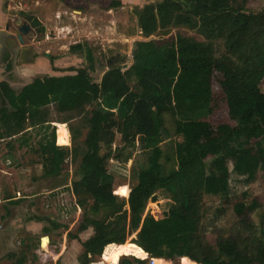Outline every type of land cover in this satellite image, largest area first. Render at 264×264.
<instances>
[{
    "label": "trees",
    "instance_id": "trees-1",
    "mask_svg": "<svg viewBox=\"0 0 264 264\" xmlns=\"http://www.w3.org/2000/svg\"><path fill=\"white\" fill-rule=\"evenodd\" d=\"M148 1L137 10L142 36L174 29L173 40L136 41L133 64L111 56L100 81L92 77L97 71L92 50L82 42L71 49L85 55L87 64L72 74L36 78L19 90L2 85L0 143L12 141V148L19 138V148L36 155L45 178L61 177L69 158L77 165L71 191L82 207L92 201L79 225L82 232L93 229L81 242L82 264L101 257L111 244L123 245H111L105 253H126L119 264H149L138 259L144 251L172 264H264V209L257 223L240 221L234 236L219 238L215 253L199 234L206 196L228 199L232 174L251 184L264 171V9L250 11L249 0ZM33 25L44 31L37 20ZM181 31H194L201 39ZM218 45L225 51L222 58ZM216 72L226 88H235L228 102L237 108L236 127L224 125L217 132L209 122ZM51 110L69 114L58 122L61 146ZM75 120L82 122L69 126L73 144L63 147L70 139L62 123ZM36 128L35 147L27 132ZM118 136L122 146L114 147ZM255 141L261 145L248 147ZM138 144L144 162H134L125 198L116 194L108 165L114 157L128 163L126 149L133 155ZM10 161L3 158L12 166ZM159 192L173 200L163 222L145 218ZM217 213L223 216L222 209Z\"/></svg>",
    "mask_w": 264,
    "mask_h": 264
},
{
    "label": "rangeland",
    "instance_id": "rangeland-1",
    "mask_svg": "<svg viewBox=\"0 0 264 264\" xmlns=\"http://www.w3.org/2000/svg\"><path fill=\"white\" fill-rule=\"evenodd\" d=\"M38 1L15 0V5L13 2L11 9L12 17L9 18L13 20V17H16L18 22H25L30 26H34L33 20H37L44 29L42 32H45H40L39 30L42 28L39 26L32 27L29 39L25 44V47H29L26 49L28 60H26L23 71H25L24 78L27 77L29 82L48 75L72 74L74 70L85 66L87 64L85 55L71 49L73 45L82 42H87L92 50L97 66V71L92 74V77L96 81H100L107 70V61L111 56H124L126 58L125 65L129 67L133 64V49L136 41L156 40L162 43L173 40L178 33L173 29L168 34L159 33L150 38L142 36L138 25L137 10L150 3L148 0H68L67 2L42 0L40 3ZM51 8H53L52 14L49 11ZM248 8L252 12H259L264 9V0H249ZM181 32L201 39L194 31ZM224 52L223 47L218 45L217 56L224 57ZM38 60L45 63L51 61L53 65L57 63L56 67L58 68L54 70L51 68V72L46 75L42 72L35 74L32 71L33 67H27V64L29 61H33L32 64H34ZM223 80L221 73L216 72L212 81L214 112L209 122L216 132L224 125L236 127L234 116L236 111L233 109L237 110V108L228 102L232 96L231 90L235 91V88H230L231 90L226 88L222 84ZM262 90L264 91V82ZM67 118H69V114H60L56 110H51L52 125L57 128V145L59 142L58 125L61 124L58 122H63ZM75 122L82 121L62 123L67 127L70 136L68 145L63 147H71L73 144L69 126ZM27 133H29L27 138L32 136L29 141L31 146L36 147L40 139L39 129H30ZM18 139H13L16 142L12 148L8 147V143L12 141L3 142L0 146L2 156H5L4 159L9 156L12 160L8 163H12V166L2 163V160L0 164V223L8 221L10 214H8L9 209L7 208L13 205L12 202L16 200L20 202L17 206V215L19 214V216H11V221H9L11 222L9 228L16 232L12 248L21 252L26 251L27 254H30V258L37 256L42 260H32L29 264H64V262L74 264L76 259L80 263L84 251L81 248V242L92 237L93 229L85 232L79 230V225L83 222L84 214L90 208L92 201L88 199L86 205L82 207L79 205L80 200L77 201V196L71 191L72 181L77 177V165L69 158L65 162L61 177L45 178L41 164L35 163L36 155L29 151L28 147L19 148ZM119 142L120 137L118 136L114 147H121ZM257 144L261 145L259 141H255L248 147ZM130 152V147H128L124 153L130 157L128 163H122L114 157L108 165L109 172L115 177L116 194L125 198H129L127 195L131 189V169L134 162L137 161L136 163L139 164L144 162L139 144L133 155ZM231 191V197L228 199L215 196L204 198L206 217L199 234L203 244L213 253L217 251L219 238H230L235 235L236 229L240 228V221L257 223L258 213L264 209V171L260 172L256 181L251 184H246L242 178L232 174ZM172 201L166 193L159 192L157 200L149 202L145 218L149 217L157 222L166 221ZM219 209L223 210L221 218L216 217ZM39 218L42 221H36ZM21 219L26 223L30 219L35 221L38 228L35 230V234L21 226ZM45 228L50 230L48 235L44 232ZM34 237L35 242L29 241ZM45 237L49 238V243L47 242L46 246L45 243L43 244ZM134 238L135 235L129 236L127 242ZM108 247L109 245L105 248L103 255L92 260L91 264L116 263L117 259H120L121 253L116 252L112 257H104ZM40 250H42V255H36ZM8 252L10 251H1L0 259H5ZM73 256L74 258H72Z\"/></svg>",
    "mask_w": 264,
    "mask_h": 264
},
{
    "label": "crops",
    "instance_id": "crops-1",
    "mask_svg": "<svg viewBox=\"0 0 264 264\" xmlns=\"http://www.w3.org/2000/svg\"><path fill=\"white\" fill-rule=\"evenodd\" d=\"M14 1H12V0H0V98L2 101L5 98V97L2 98V96H3V93L1 90L2 85L7 84L16 90H19L20 88H22V86L27 85L33 81L32 80L29 82V80L27 81V77L24 78L25 71H23V68H25L24 66H26V60H28L27 54H26V49L29 46L25 47V43H27V41L22 42V40L18 36L20 33L18 30V25H21L22 23L18 22L15 19L16 17H13V20L9 19L10 17H12L11 9H12ZM41 1L42 0H39L38 2L40 3ZM61 1L67 2L68 0H59V2H61ZM39 3H38V5H39ZM14 5H15V2H14ZM52 9L53 8H51V10H49L51 12V14L53 11ZM9 26H10V28H9ZM46 57H48L47 54H46ZM23 59H25L24 60L25 64H24ZM32 62L33 61H29V63L27 64V67H31V68L33 67L32 71L35 74L42 72V73H45V75H46V73L51 72L53 67L58 68V67H56L57 63H55L53 65L51 63V61L45 63L41 60H38L34 64H32ZM51 76H53V75H51ZM69 139H70V136H69ZM2 143L3 142L0 143V146L2 145ZM0 158H2V159H0V164H1V160L3 163V158H5V156L4 157L2 156L1 150H0ZM17 201H19V200L12 202L13 205H11V207L7 208V209H9L8 214H10V217L14 216V215H16V217L19 216V214L17 215V212H18L17 206L19 205L20 202H17ZM10 217H9L7 222H4L3 224L0 223V252L1 251H10V252L6 253L5 259H0V264H19V262L22 260V258H23V262H22L23 264H29L32 262V260H34V261L41 260V258H38L37 256L30 258V254H27L26 251L21 252L18 249L13 250L12 247L14 246V236H15L16 232H14V230L12 228H9L10 227L9 224H11V222H9V221H11V218H12V217L11 218ZM20 221H21V226L23 228H25L27 231H31L33 234H35V230H37L38 228H37V225H35V221L33 219H30L28 221V223H26L23 219H21ZM36 221H42V219L39 218ZM35 237L29 241L35 242ZM43 241H44V238H43ZM109 246H111V245H109ZM115 246L120 247L123 245H120V246L115 245ZM125 254L126 253L121 254L120 258L122 256H124ZM144 254H145V256L143 257V259H145L147 256V253L145 251H144ZM36 255H39V256L42 255V250L37 252ZM75 255H76V252H75ZM104 257H105V255H104ZM72 258H74V256ZM58 259H59V257H58ZM105 260H108V259H105ZM159 260L165 262L166 264H172L171 261H167L165 259H157V261H159ZM118 262L120 263V259L116 263L115 262H113V263L118 264ZM66 263L67 262H64V264H66ZM91 263H92V261L90 262V264ZM74 264H82V262L80 260V263H79V260L76 259L74 261Z\"/></svg>",
    "mask_w": 264,
    "mask_h": 264
},
{
    "label": "water",
    "instance_id": "water-1",
    "mask_svg": "<svg viewBox=\"0 0 264 264\" xmlns=\"http://www.w3.org/2000/svg\"><path fill=\"white\" fill-rule=\"evenodd\" d=\"M9 28H10V26H9ZM31 29H32L31 26L25 22H23L21 25H18V30L20 32L18 36L22 40V42H24L23 37H22V32L26 33V32H29ZM44 240H46L49 243L48 237H45ZM43 244H44V242H43Z\"/></svg>",
    "mask_w": 264,
    "mask_h": 264
},
{
    "label": "flooded vegetation",
    "instance_id": "flooded-vegetation-1",
    "mask_svg": "<svg viewBox=\"0 0 264 264\" xmlns=\"http://www.w3.org/2000/svg\"><path fill=\"white\" fill-rule=\"evenodd\" d=\"M34 28V27H33ZM29 35H30V31L29 32H26V33H23L22 32V37H23V40L26 42L28 39H29ZM26 44V43H25ZM82 246V244H81ZM83 248V247H81ZM84 250V249H83Z\"/></svg>",
    "mask_w": 264,
    "mask_h": 264
},
{
    "label": "clouds",
    "instance_id": "clouds-1",
    "mask_svg": "<svg viewBox=\"0 0 264 264\" xmlns=\"http://www.w3.org/2000/svg\"><path fill=\"white\" fill-rule=\"evenodd\" d=\"M33 26H31V28H32ZM2 159V158H1ZM120 246V245H119ZM141 248V247H140ZM147 253V252H146ZM123 257V256H122ZM137 258V257H136ZM150 258L151 257H149V254L147 253V256H146V258L145 259H143V258H138V259H141V260H147V259H149L150 260ZM154 259H156V261H157V258H154ZM120 260H121V258H120ZM168 261V260H167ZM149 264H150V262H149Z\"/></svg>",
    "mask_w": 264,
    "mask_h": 264
},
{
    "label": "built area",
    "instance_id": "built-area-1",
    "mask_svg": "<svg viewBox=\"0 0 264 264\" xmlns=\"http://www.w3.org/2000/svg\"><path fill=\"white\" fill-rule=\"evenodd\" d=\"M156 263H157L156 259L150 258V264H156Z\"/></svg>",
    "mask_w": 264,
    "mask_h": 264
},
{
    "label": "bare ground",
    "instance_id": "bare-ground-1",
    "mask_svg": "<svg viewBox=\"0 0 264 264\" xmlns=\"http://www.w3.org/2000/svg\"><path fill=\"white\" fill-rule=\"evenodd\" d=\"M45 243V242H44ZM156 264H166L165 262H163V261H157V263Z\"/></svg>",
    "mask_w": 264,
    "mask_h": 264
}]
</instances>
